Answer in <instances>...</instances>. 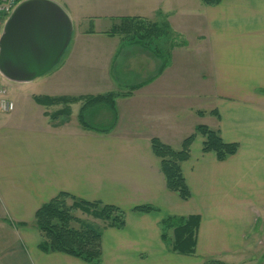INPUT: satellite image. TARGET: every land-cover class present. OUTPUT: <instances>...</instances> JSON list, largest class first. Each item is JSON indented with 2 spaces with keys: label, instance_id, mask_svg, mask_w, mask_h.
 I'll return each instance as SVG.
<instances>
[{
  "label": "crops",
  "instance_id": "0c3cea01",
  "mask_svg": "<svg viewBox=\"0 0 264 264\" xmlns=\"http://www.w3.org/2000/svg\"><path fill=\"white\" fill-rule=\"evenodd\" d=\"M68 1L74 31L60 62L34 82L0 79L16 91L8 95L14 110L0 111V264H89L39 249L35 213L60 192L125 210L124 227L103 230L102 264H264V0H148L153 7L139 12L129 10L133 0H100L86 14ZM160 10L183 41L164 68L148 48L109 33L121 16L156 19ZM138 84L116 99L109 133L82 126L83 101L71 104L69 118L53 120L48 113L62 105L35 99ZM209 92L216 108H202ZM199 124L220 130L239 149L220 161L203 151L197 135L182 164L191 192L183 200L167 188L151 139L179 149ZM144 204L159 210H134ZM168 215L199 217L193 253L163 240Z\"/></svg>",
  "mask_w": 264,
  "mask_h": 264
},
{
  "label": "trees",
  "instance_id": "16d2710c",
  "mask_svg": "<svg viewBox=\"0 0 264 264\" xmlns=\"http://www.w3.org/2000/svg\"><path fill=\"white\" fill-rule=\"evenodd\" d=\"M206 4H218L220 0H202ZM109 33L121 35L128 43H137L161 57L163 68L168 63L172 49L180 44V36L176 33L167 17L160 10L156 19L142 16H121ZM141 85H134L129 91H109L96 95L79 96H47L38 95L35 99L46 106L62 104V107L48 113L51 119H67L72 113L71 104L83 101L78 119L85 129L97 133H109L114 129L118 119L116 99L128 96ZM106 106L112 115L108 125L94 124L89 115L95 117L93 107ZM216 113V109L210 111ZM203 113V111H200ZM197 135L203 136L202 149L204 152L213 151L220 161L235 154L239 149L237 142H226L218 129L206 124H199L195 131L187 136L181 148L176 149L163 142L158 137L151 139L154 154L159 158L161 169L169 190L177 193L183 200L191 197L186 183L182 164L189 159L191 145ZM134 210L148 213L159 210L158 207L144 204L137 205ZM82 212L92 218L86 219L77 215ZM200 219L196 215H168L161 221L162 237L174 251L191 254L197 244V229ZM29 225L28 223H18ZM126 224V212L117 205L101 201H88L68 192H60L49 201L43 203L35 213L33 226L41 234L39 249L45 253L62 252L89 264H102L103 254L101 239L106 227L122 228ZM206 264H226L218 260H208Z\"/></svg>",
  "mask_w": 264,
  "mask_h": 264
},
{
  "label": "water",
  "instance_id": "95a60500",
  "mask_svg": "<svg viewBox=\"0 0 264 264\" xmlns=\"http://www.w3.org/2000/svg\"><path fill=\"white\" fill-rule=\"evenodd\" d=\"M71 15L56 0H23L9 15L0 36V74L30 82L52 70L69 46Z\"/></svg>",
  "mask_w": 264,
  "mask_h": 264
},
{
  "label": "rangeland",
  "instance_id": "374dc122",
  "mask_svg": "<svg viewBox=\"0 0 264 264\" xmlns=\"http://www.w3.org/2000/svg\"><path fill=\"white\" fill-rule=\"evenodd\" d=\"M56 1L61 3L63 5V7L66 8V10L69 12V7H67L65 0H56ZM99 1L100 0H71L70 2L68 1V3L70 5H73V7L76 8L78 11H80L81 14H86L89 11L95 12V8L99 5ZM106 1L107 0H105V2ZM142 1H146V2L140 3V0H136V2H134V0H133V2L131 4H129V7H128L129 10L131 9L132 12H139L138 11L139 8H141V9L144 8L146 10L150 6L153 7L152 2H148V0H142ZM102 5H105V4H102ZM107 5H109V4H107ZM115 6H117V4ZM88 23L89 22H85L84 26H87ZM36 80H38V79H34L33 82ZM8 83H11V82H8ZM12 83H14V82H12ZM7 92H8V95L10 96L13 92H16V91L13 89H7ZM35 96H38V95H35ZM215 102H216V97L213 95V93L209 92L203 97V100L201 102V104L203 105L202 108H208V106H211L212 108H216ZM92 109L95 110V117L94 116L90 117V115L88 117L92 123L97 124V125H99V124L108 125L109 123H111L112 115L106 106H96V107H93ZM208 117H210V116H207L206 118H208ZM77 215L82 217V218H86V219L92 218L91 216L83 214L80 211H77ZM0 244H3V243L0 242Z\"/></svg>",
  "mask_w": 264,
  "mask_h": 264
},
{
  "label": "built area",
  "instance_id": "2783aa9c",
  "mask_svg": "<svg viewBox=\"0 0 264 264\" xmlns=\"http://www.w3.org/2000/svg\"><path fill=\"white\" fill-rule=\"evenodd\" d=\"M21 1L22 0H0V35L2 33L6 19ZM14 107H15L14 102L7 97L6 88L1 86L0 111L10 112L14 109Z\"/></svg>",
  "mask_w": 264,
  "mask_h": 264
}]
</instances>
